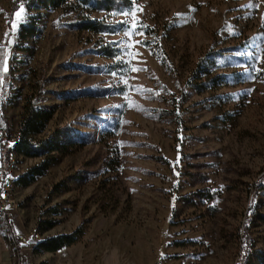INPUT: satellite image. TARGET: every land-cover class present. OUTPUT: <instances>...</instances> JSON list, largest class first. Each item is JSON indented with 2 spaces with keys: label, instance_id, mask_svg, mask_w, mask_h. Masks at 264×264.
Here are the masks:
<instances>
[{
  "label": "rangeland",
  "instance_id": "obj_1",
  "mask_svg": "<svg viewBox=\"0 0 264 264\" xmlns=\"http://www.w3.org/2000/svg\"><path fill=\"white\" fill-rule=\"evenodd\" d=\"M12 1L0 0V110L12 136L27 96L42 85L53 115L39 136L83 132L88 142L65 145L58 161L28 186L13 178L39 158L12 155L5 175L0 166L17 215L10 212L15 227L0 217L11 264L21 258L14 237L23 235L25 243L69 232L83 218L79 240L32 254L33 263L235 264L255 202L251 189L264 173V0H138L106 16L125 22L116 34L72 29L70 14L50 8L40 12L41 32L24 43L18 32L27 11L18 19L17 9L7 24ZM110 41L119 47L116 57L93 52ZM160 50L172 72L160 62ZM130 51L139 55L130 57ZM217 51L213 62L205 59L207 72L197 69V82L225 74L222 85L189 90L185 81L197 61ZM110 61L124 66L97 70ZM131 84L119 94L83 90ZM144 107L172 110L173 118L147 116ZM96 115L105 120L100 124ZM257 204L264 213V200ZM48 207H56L58 214L47 217L57 223L35 234L37 214ZM249 230L254 253L247 264H260L264 222L253 218Z\"/></svg>",
  "mask_w": 264,
  "mask_h": 264
},
{
  "label": "trees",
  "instance_id": "obj_2",
  "mask_svg": "<svg viewBox=\"0 0 264 264\" xmlns=\"http://www.w3.org/2000/svg\"><path fill=\"white\" fill-rule=\"evenodd\" d=\"M138 0H13L9 6L6 14L7 24H11L13 20L14 12L21 8L27 11L26 20L21 23V28L18 32L20 42H27L32 37L41 32V14L42 10L57 9L60 8L64 13L71 15V18L67 24L76 30L89 31L96 34H116L123 31L126 28V24L123 20L110 21L106 16L119 15L125 10L132 7L133 3ZM100 15V16H94ZM25 50H29L27 47H22ZM21 49V50H22ZM2 50V49H1ZM93 52L97 55L112 59L118 55L119 47L115 45V41L97 44L92 48ZM2 52V51H1ZM217 52L208 53L204 58H200L191 75L185 81L186 87L189 90L196 92H203L213 85H222V81L226 77L225 74H216L209 78V81L197 82V69L203 72H207L208 69L204 66L205 59L214 61L218 56ZM217 54V55H216ZM160 62L164 67L171 71L173 67L168 61L164 51L158 52ZM2 55H0V77L2 76ZM124 65L119 61H110L108 63L98 66L97 70L101 73H110L112 71L120 70ZM99 71H95L99 73ZM134 86H116V87H97L88 86L83 90L86 94L94 91H103L109 93H124L129 88ZM184 92L179 94V99L184 100ZM3 98H1L2 101ZM146 109L147 116L153 117H171L172 110L157 109L154 107H144ZM118 111L121 108L116 109ZM53 110L50 108L45 99V89L42 85L34 86L29 95L26 98L23 106V112L18 124V128L15 136L13 137L10 128L6 122V118L3 112L0 110V166L2 168L3 175L9 172L10 159L12 155H18L29 158H39V160L29 166L25 172L18 177L13 178L14 183L20 186H28L35 181L36 178L43 175L46 170L59 159V154L62 152L65 145L68 144H86L88 139H85L87 134L83 132H76L75 136L63 134L58 139H53L50 136H39L43 133L46 124L51 119ZM101 119V124L105 117L103 115H96ZM104 118V119H103ZM111 121L107 122V125H112ZM106 127L105 125L102 128ZM163 162H167V159L158 156L156 157ZM82 176V175H78ZM59 186V185H57ZM54 185L53 191H58L59 187ZM252 197H254V203L249 205V218L246 223L243 224L242 234L240 237V249L238 258L235 264H247L251 256L254 253V240L249 230L250 223L253 218L260 219L264 222V213H261L257 209V203L264 200V173L253 184L251 189ZM12 216H17L16 212L11 211ZM48 214L57 215L58 211L56 207H48L38 212L34 232L35 234H42L48 229H51L57 223V219L47 217ZM87 223L86 218H83L79 223L69 232H58L51 235H45L41 237L31 236L26 239V242H21L18 238L13 239L15 242L16 250L21 253V258L18 264H34L32 261V254L42 252H55L63 247L69 246L79 240L85 233ZM260 264H264V255L260 256ZM38 264H45L40 262Z\"/></svg>",
  "mask_w": 264,
  "mask_h": 264
},
{
  "label": "built area",
  "instance_id": "obj_3",
  "mask_svg": "<svg viewBox=\"0 0 264 264\" xmlns=\"http://www.w3.org/2000/svg\"><path fill=\"white\" fill-rule=\"evenodd\" d=\"M9 182V176H3L0 172V213L3 215L5 223H7L8 227H15V223L10 219V212L13 209L11 207L10 198L7 197V185ZM19 240L23 242L25 237L23 235H18Z\"/></svg>",
  "mask_w": 264,
  "mask_h": 264
},
{
  "label": "snow or ice",
  "instance_id": "obj_4",
  "mask_svg": "<svg viewBox=\"0 0 264 264\" xmlns=\"http://www.w3.org/2000/svg\"><path fill=\"white\" fill-rule=\"evenodd\" d=\"M24 15V8H23V5H21V8H20V11H18L17 13H16V16H17V18L18 19H20V18H22V16ZM135 24L133 25V28H135ZM128 35H132L133 33L132 32H129V33H127ZM136 43H141L140 41H137ZM128 49H132L133 47H134V45L132 44V43H130V44H128ZM127 51V50H126ZM127 54L130 56V57H135V56H138L139 55V53H137V52H135V51H130V52H127ZM248 55L251 57V56H254L255 54H253V53H248ZM257 60H259L260 59V57L259 56H256L255 57ZM129 63H130V61H129ZM132 71H140L141 69H139V68H133V69H131ZM4 71H7V67H5L4 68ZM113 75H117V73H113ZM125 83H126V81H125ZM126 99H127V97H126ZM133 104H134V102H132Z\"/></svg>",
  "mask_w": 264,
  "mask_h": 264
},
{
  "label": "crops",
  "instance_id": "obj_5",
  "mask_svg": "<svg viewBox=\"0 0 264 264\" xmlns=\"http://www.w3.org/2000/svg\"><path fill=\"white\" fill-rule=\"evenodd\" d=\"M7 246L5 234L0 230V264H11Z\"/></svg>",
  "mask_w": 264,
  "mask_h": 264
},
{
  "label": "bare ground",
  "instance_id": "obj_6",
  "mask_svg": "<svg viewBox=\"0 0 264 264\" xmlns=\"http://www.w3.org/2000/svg\"><path fill=\"white\" fill-rule=\"evenodd\" d=\"M10 190H11V181L9 180L8 185H7V197L10 198V202H11ZM12 203L13 202H11V207L13 206ZM0 217L3 218V215H1V213H0ZM17 238L19 239V236H17ZM13 239H15V237Z\"/></svg>",
  "mask_w": 264,
  "mask_h": 264
}]
</instances>
